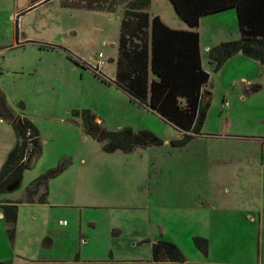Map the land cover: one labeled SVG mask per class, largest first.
<instances>
[{
  "label": "rangeland",
  "instance_id": "rangeland-1",
  "mask_svg": "<svg viewBox=\"0 0 264 264\" xmlns=\"http://www.w3.org/2000/svg\"><path fill=\"white\" fill-rule=\"evenodd\" d=\"M31 2L0 0V103L31 122L40 151L19 187L0 193L17 202L13 238L0 210V264H153L156 240L184 261L155 264H264V64L236 53L212 72L205 57L238 37L234 8L199 18L210 100L200 133L176 146L181 133L111 80L115 15ZM147 11L186 27L169 0ZM82 111L105 130L147 129L161 143L107 152ZM12 143L0 122V163ZM38 179L44 201L25 202Z\"/></svg>",
  "mask_w": 264,
  "mask_h": 264
},
{
  "label": "trees",
  "instance_id": "trees-1",
  "mask_svg": "<svg viewBox=\"0 0 264 264\" xmlns=\"http://www.w3.org/2000/svg\"><path fill=\"white\" fill-rule=\"evenodd\" d=\"M37 1L43 3V0H32L29 6ZM89 1L70 0L71 4L78 8H101L104 5L108 8L112 0ZM63 2L66 0H58V3ZM169 2L178 18L185 23L186 29H171L157 15L149 17L142 11L149 4V0H128L124 3L125 8L120 13L118 56L113 83L178 130L180 137L169 143L181 146L200 133L210 100L209 74L201 65L198 44L199 18L228 8H234L236 14L238 37L220 41L205 50V57L212 72H216L236 53L264 64V0ZM134 17L137 20L133 21ZM149 71L152 75L150 80ZM257 87L253 85L251 89ZM0 116L10 125L15 139L0 165V193H4L19 187L23 169L32 166L40 151L36 128L26 117L13 115L1 103ZM82 118L85 130L98 141H104L102 148L107 152L128 151L134 147L161 143V139L147 129L133 130L125 126L114 131L105 130L94 122L93 116L87 111H82ZM37 182L41 183L42 180L38 179L33 183ZM30 197L28 190L26 199L31 200ZM0 209L8 225L7 235L12 238L16 205L8 200H1ZM194 242L197 246L201 242L204 243L198 237L194 238ZM150 255L153 264L166 259L184 261L180 249L174 243L164 240L151 243Z\"/></svg>",
  "mask_w": 264,
  "mask_h": 264
},
{
  "label": "crops",
  "instance_id": "crops-1",
  "mask_svg": "<svg viewBox=\"0 0 264 264\" xmlns=\"http://www.w3.org/2000/svg\"><path fill=\"white\" fill-rule=\"evenodd\" d=\"M89 1V0H88ZM126 1H128V0H112L109 4H108V8H107V6L106 5H104V7H101V8H83V7H80V8H78V7H75V6H73V4H71V2H70V0H66V2H63V3H58V6L61 8V9H71V8H73V9H86V10H103V11H105V12H107V13H110V14H113V15H115L117 18H118V26H119V24H120V16H121V11L125 8L124 7V3L126 2ZM90 2V1H89ZM151 2H152V0H149V4L147 5V7L146 8H144V9H142V11H145L147 14H148V16L149 17H151V16H153V15H157L159 18L161 17L158 13H153V12H148L147 11V9L150 7V5H151ZM102 6V5H101ZM129 10H131V11H134V10H136L137 11V9H133V8H128ZM223 11V10H222ZM133 21H135V20H137V18L136 17H134L133 19H132ZM139 20V19H138ZM167 27H169V28H171V29H176V30H183V29H186V27L185 28H182V27H180V25H177V26H175V27H173V26H170V25H168V24H166L163 20H161ZM184 23V22H183ZM185 24V23H184ZM186 26V25H185ZM146 30L148 31L147 32V37H148V33H149V26L148 27H146ZM116 44H117V42H116ZM199 50H200V47H199ZM112 56H109V58L108 59H110V60H114V62H115V68H114V71H113V73L112 74H110L111 75V80L112 81H114V79H115V71H116V59H117V56H118V50H117V45H116V51H115V53L114 54H111ZM101 57H102V55H101ZM201 65H202V63H201ZM203 67V66H202ZM152 78V75H151V73H150V71L148 72V80H150ZM115 85V84H114ZM116 86V85H115ZM116 88L117 89H119L121 92H124V93H126L124 90H122V89H120V88H118L117 86H116ZM127 94V93H126ZM128 95V94H127ZM129 96V95H128ZM131 98V97H130ZM132 99V98H131ZM135 101V100H134ZM136 102V101H135ZM138 103V102H137ZM140 104V103H139ZM0 122L2 123V122H6L7 124H8V122L6 121V120H4L1 116H0ZM8 126H9V130H11V132H12V135H13V131H12V129H11V127H10V125L8 124ZM14 135H13V143H14ZM13 143L9 146V148L6 150V152L12 147V145H13ZM263 148H264V145H263ZM6 152H5V154H6ZM5 154H4V156H3V159L1 160V163L3 162V160H4V157H5ZM1 163H0V165H1ZM37 183H39L38 184V186L36 187V188H32V189H29V192H30V194H31V197H30V199L31 200H27L26 199V195L27 194H25L24 193V198H23V200L25 201V202H28V203H36V202H43L44 201V193H45V190H46V188L44 187V185L42 184V183H40V182H37ZM33 184V183H32ZM32 184H31V186H32ZM29 188H31V187H29ZM1 200H3V201H5V200H8V199H1ZM8 201H10V200H8ZM10 203H14L15 205H16V217H17V202L16 201H10ZM1 210V209H0ZM1 216H2V212H1ZM3 217V216H2ZM15 220H16V218H15ZM5 221V220H4ZM6 223V222H5ZM7 224V223H6ZM7 227H8V225H7ZM14 230H15V222H14ZM13 235H14V232H13ZM12 238H13V236H12Z\"/></svg>",
  "mask_w": 264,
  "mask_h": 264
},
{
  "label": "built area",
  "instance_id": "built-area-1",
  "mask_svg": "<svg viewBox=\"0 0 264 264\" xmlns=\"http://www.w3.org/2000/svg\"><path fill=\"white\" fill-rule=\"evenodd\" d=\"M98 57H101V54L100 53H98V55H97ZM98 65H102V61H98V64H97V66ZM97 70V67L95 68V71ZM262 145H264V140L262 141Z\"/></svg>",
  "mask_w": 264,
  "mask_h": 264
},
{
  "label": "flooded vegetation",
  "instance_id": "flooded-vegetation-1",
  "mask_svg": "<svg viewBox=\"0 0 264 264\" xmlns=\"http://www.w3.org/2000/svg\"><path fill=\"white\" fill-rule=\"evenodd\" d=\"M38 184H39V183H33L31 189H32V188H36V187L38 186Z\"/></svg>",
  "mask_w": 264,
  "mask_h": 264
},
{
  "label": "water",
  "instance_id": "water-1",
  "mask_svg": "<svg viewBox=\"0 0 264 264\" xmlns=\"http://www.w3.org/2000/svg\"><path fill=\"white\" fill-rule=\"evenodd\" d=\"M32 165V164H31Z\"/></svg>",
  "mask_w": 264,
  "mask_h": 264
}]
</instances>
